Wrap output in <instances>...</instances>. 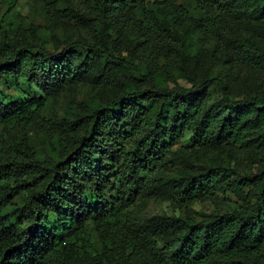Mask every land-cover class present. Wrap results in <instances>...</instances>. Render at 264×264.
<instances>
[{
	"label": "trees",
	"instance_id": "1",
	"mask_svg": "<svg viewBox=\"0 0 264 264\" xmlns=\"http://www.w3.org/2000/svg\"><path fill=\"white\" fill-rule=\"evenodd\" d=\"M186 1L37 0L73 41L0 4V264H264V0Z\"/></svg>",
	"mask_w": 264,
	"mask_h": 264
},
{
	"label": "rangeland",
	"instance_id": "2",
	"mask_svg": "<svg viewBox=\"0 0 264 264\" xmlns=\"http://www.w3.org/2000/svg\"><path fill=\"white\" fill-rule=\"evenodd\" d=\"M4 0H0V4H2ZM37 0H17V3L15 5V12L18 16V19L20 21H29L34 26H38L42 29L47 31V36L44 38L48 41L50 40H70L73 41L75 39L81 38V40L86 36L84 32L81 29H76L73 25H68L66 23L59 22L56 18L54 21L50 22V13L48 12L47 5L45 7H41V2H36ZM177 3L186 4V0H175ZM4 10V7H1V11ZM9 16V14H8ZM41 41V40H40ZM42 42H40L41 44ZM197 44L199 45L198 51L202 52L201 55L208 56L209 50L212 48V43L206 42V41H197ZM80 50H83L82 46L79 47ZM210 56V54H209ZM208 56V57H209ZM89 88L91 89V85L89 81H85L83 86L80 87V89L77 90V94L73 97H68V95H62L61 97H58L55 99V108L52 110L51 114H59L63 111V108L67 103H74L80 102L85 93L89 92ZM223 150L219 151H212L210 153L197 151V152H190L185 153L182 156L176 157L171 163V173H174L177 170L186 169L191 167L192 165H195L194 162H201V161H208L210 159H213L214 157L218 156L220 159H224ZM200 164V163H196ZM18 202H15L13 204L14 207ZM192 208L196 211L200 212H210L213 208L209 202H192L191 204ZM169 205L165 201L157 200L153 201L150 200L146 204H139L136 206V211L138 214V217L140 220H142V224L145 225L147 220H150L151 218H154L155 216H159L161 213L170 212L168 209Z\"/></svg>",
	"mask_w": 264,
	"mask_h": 264
}]
</instances>
